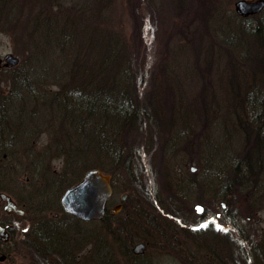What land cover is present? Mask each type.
I'll return each instance as SVG.
<instances>
[{"label": "rangeland", "instance_id": "obj_1", "mask_svg": "<svg viewBox=\"0 0 264 264\" xmlns=\"http://www.w3.org/2000/svg\"><path fill=\"white\" fill-rule=\"evenodd\" d=\"M58 1L69 12L78 4L90 5L94 2ZM110 1L115 6L110 13L115 26L112 31L123 33L125 44L133 48L134 59L146 61L147 75L140 87L143 88L140 93H143L139 95L147 97L146 102L158 119L141 131L128 130L124 139L134 141L132 147L135 153L127 157L131 161L127 173L123 171L118 157L112 164H104V159H100L102 167L104 165L107 173L113 171L116 175L113 179L118 182L109 207L120 200L122 194L128 197L132 193L131 200L148 201L145 205L152 212L150 221L157 226L145 227L152 232V246L150 243L147 245L151 247L147 253L153 256L148 264H264V200L258 198L264 195V187L255 195L257 199H254V189L251 191L253 195L244 200H211L213 186L206 184V173L196 163L201 156L193 145L182 141L184 136L191 134L186 123L195 128L198 124L183 117L185 122L180 110H185L188 103L193 111H197V106L199 110L198 93L216 91L214 85L218 72L214 71V62L217 60V43L207 31L211 33L215 26L222 30L221 24L216 25V19L223 21L233 16L238 22L239 15L233 6L235 0ZM67 4L71 6L67 7ZM87 10L85 14H89ZM93 10H96L95 6ZM100 10L104 12L102 7ZM9 43V38L1 32L0 57L8 52L16 55ZM218 58L223 64L228 60L224 55ZM224 68H227V63ZM193 73L202 74L205 81L196 85L198 79H190ZM5 78L7 76L0 72V101L5 98L2 104L4 111L0 113V187L5 185L3 191L9 193L11 199L15 196L27 199L32 209L29 208L26 218L14 225L15 232L10 243H0L2 254L10 252L6 257L3 255L0 264H37L28 244L30 238H24L20 230L38 216L50 217L58 209L56 200L74 178L73 174L67 175L65 158L69 137L73 135L68 124H61L55 110L47 107L48 103L44 106L33 104L31 98L16 92ZM228 84L230 82L222 83L223 87ZM152 91L156 92L154 98L150 97ZM198 120L200 123V118ZM229 127L231 124L217 130L225 134ZM210 129L214 132L215 122ZM125 134L123 128L117 136L121 140ZM221 137L224 139L222 135L218 138ZM230 137L229 147L234 142V137ZM245 148L254 153L250 144ZM2 149L8 150V155L3 156ZM192 166L195 170L190 169ZM51 194L55 200L52 203L47 201ZM221 202L225 205L224 209L220 208ZM196 204L201 206L200 211L194 208ZM38 206H42L43 210H38ZM125 207L127 209V205ZM220 210L225 216L213 219L204 231L196 230L203 225L200 224L203 220L220 213ZM112 215V218L102 222L101 219L77 221L61 215L58 219L62 229L59 235L61 244L55 241L51 247L54 245L67 250V264H130L133 260L130 249L137 243L131 235L134 231L130 218L126 210L117 209ZM228 215L236 217L233 220ZM124 218L125 223L118 228ZM59 237L55 235V239ZM18 249L24 252L16 253ZM174 250L182 254L178 261L169 255ZM65 256L53 254L50 264L57 263L59 259L63 261Z\"/></svg>", "mask_w": 264, "mask_h": 264}, {"label": "trees", "instance_id": "obj_2", "mask_svg": "<svg viewBox=\"0 0 264 264\" xmlns=\"http://www.w3.org/2000/svg\"><path fill=\"white\" fill-rule=\"evenodd\" d=\"M93 6L96 10L92 11ZM113 6L110 0H94L90 5L73 6L76 9L69 12L58 0H0V33L9 38L11 50L19 57L17 64L1 66L0 72L16 92L31 98L33 104L48 103L61 124L71 128L73 136L69 137L65 158L67 175L73 174L74 181L93 167L107 171L100 159L112 164L118 157L127 173L131 166L127 157L135 153L134 141L124 139L128 130L141 131L158 119L147 97L139 95L147 75L146 61L134 59L133 48L125 44L123 33L112 31ZM216 22L222 30L215 26L211 33L207 31L217 43L216 91L205 93L202 87L203 92L198 93L199 110L197 106L193 111L189 103L186 111L180 110L182 118L198 124L192 127L183 118L191 134L182 141L193 145L201 156L196 163L206 173V184L213 186L211 200H244L253 195L254 189L257 199L255 195L264 187V7L257 13L239 16L238 22L233 16ZM221 55L227 59L234 56L227 60V68L226 63H219ZM197 75H190L191 81L198 79L196 85L205 81V76ZM224 81L230 84L223 87ZM155 94L152 91L150 97ZM4 101L5 98L0 101V113L4 111ZM212 122L214 132L210 129ZM228 123L231 127L225 134L217 130ZM123 128L126 134L120 140L117 133ZM220 135L224 139L218 138ZM230 136L234 137L231 147ZM248 144L253 154L246 150ZM111 175L115 191L118 182L113 179V171ZM242 187L245 188L240 191ZM131 198L132 193L127 200ZM258 198L263 201L264 195ZM221 215L225 213L220 210ZM106 216L104 220L113 217L108 212ZM205 226L196 230L204 231ZM28 244L37 246L33 241Z\"/></svg>", "mask_w": 264, "mask_h": 264}, {"label": "flooded vegetation", "instance_id": "obj_3", "mask_svg": "<svg viewBox=\"0 0 264 264\" xmlns=\"http://www.w3.org/2000/svg\"><path fill=\"white\" fill-rule=\"evenodd\" d=\"M2 155L6 156L8 155L9 151L6 149H2ZM6 154V155H5ZM36 163L37 161H33ZM10 171V170H9ZM11 181L13 182L12 178ZM5 186V185H4ZM4 186L1 185L0 187V243H10V239H12L14 231V225L18 220L26 218V216L29 214L30 209H32L31 204L27 199H24L22 197L18 198L15 196V198L11 199V195L3 190ZM14 196V195H13ZM54 195L51 194L48 196V202L55 201L53 199ZM127 195H125L123 198L120 200L114 202L111 207H109V200H107V203L104 208L103 215L101 216V219H105L107 216V212L111 214L110 210L113 206L118 205V210L119 211H124L126 210V213L128 214L129 223L132 225L131 227L133 228V233L131 234L133 236L134 240H137V243L140 242L143 246L140 251H135L134 247L130 249V256L133 259L130 264H148L150 262V258L153 256L151 253H147L148 248L151 249V247H147V245L150 243L152 246V242L150 240L151 238V231H148L145 227L149 226V228L152 226L153 228H157L155 224H152L150 221L151 219V214L152 212L149 210V207L145 205V203L148 201H140V200H126ZM42 200V199H41ZM40 202V201H37ZM56 204L58 209L52 214L50 217H44V216H38V218L33 219V221L28 223V226L25 227L24 229L22 228L21 234L24 235V238L29 237L30 241H33L36 243V247H32L30 249L31 253H33L34 257V262L37 264H50L49 260L53 254H61L64 255L66 254L65 257H63V261L59 259L57 263L53 264H67V250L63 247H47L46 245L51 243H55V241H58L59 244L60 242V237L59 235L62 233L60 230L59 222L58 219H61L62 217H67V215L64 214V211L60 205L59 199L56 200ZM143 204L144 206H141ZM47 205V204H46ZM127 205V209L125 207ZM48 207L52 206L47 205ZM34 207V205H33ZM221 207L225 208L224 203L221 204ZM35 208V207H34ZM38 210L41 209L43 210L42 206H38ZM37 216V214H36ZM106 221V220H104ZM102 222V221H101ZM120 226H122L125 223V218L120 220ZM169 226V225H168ZM171 228V226H169ZM168 229V228H166ZM55 235H57L59 238L55 239ZM50 239H49V238ZM23 238V239H24ZM7 239V240H6ZM55 239V241H53ZM147 240V241H146ZM25 243V242H24ZM135 242V244H137ZM134 244V245H135ZM43 246V247H40ZM169 250V248H167ZM21 249L16 250L17 252H24V251H19ZM28 250V249H27ZM13 251V250H12ZM66 251V252H64ZM8 252V249H7ZM10 253V252H8ZM8 253L2 254L1 249H0V262L3 260L4 256L5 257L8 255ZM28 254V251L26 252ZM24 254V253H23ZM169 255L173 256L174 258H178L182 256L180 255L177 250L172 251ZM178 261V259H177ZM104 264L103 262H101ZM52 264V263H51Z\"/></svg>", "mask_w": 264, "mask_h": 264}, {"label": "water", "instance_id": "obj_4", "mask_svg": "<svg viewBox=\"0 0 264 264\" xmlns=\"http://www.w3.org/2000/svg\"><path fill=\"white\" fill-rule=\"evenodd\" d=\"M235 12L240 16L259 12L264 6V0H235L233 3ZM18 57L11 52L0 57V65L13 66L18 63ZM195 167H191L194 170ZM112 193L110 175L104 173L100 168L87 170L82 177L72 185L68 186L60 196V204L65 212L82 220L99 219L105 208L107 199ZM118 205L110 211L114 213ZM200 211L201 206H194ZM142 244L134 246V250L140 251Z\"/></svg>", "mask_w": 264, "mask_h": 264}, {"label": "bare ground", "instance_id": "obj_5", "mask_svg": "<svg viewBox=\"0 0 264 264\" xmlns=\"http://www.w3.org/2000/svg\"><path fill=\"white\" fill-rule=\"evenodd\" d=\"M60 230L62 231V229H60ZM53 241H55V239Z\"/></svg>", "mask_w": 264, "mask_h": 264}]
</instances>
